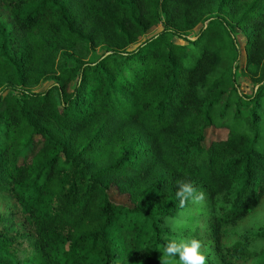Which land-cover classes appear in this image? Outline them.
Masks as SVG:
<instances>
[{
    "label": "trees",
    "instance_id": "trees-1",
    "mask_svg": "<svg viewBox=\"0 0 264 264\" xmlns=\"http://www.w3.org/2000/svg\"><path fill=\"white\" fill-rule=\"evenodd\" d=\"M0 200V264H264V0H0Z\"/></svg>",
    "mask_w": 264,
    "mask_h": 264
},
{
    "label": "clouds",
    "instance_id": "clouds-1",
    "mask_svg": "<svg viewBox=\"0 0 264 264\" xmlns=\"http://www.w3.org/2000/svg\"><path fill=\"white\" fill-rule=\"evenodd\" d=\"M175 198L178 208L183 210L186 205L200 206L204 203L205 194L196 188L194 182L188 178L175 181ZM184 215L183 211H178L173 218H164V225L171 233L179 228L180 217ZM162 247H157L162 255V264L175 259L178 264H206L205 255L201 251V241L194 236L166 235L163 237Z\"/></svg>",
    "mask_w": 264,
    "mask_h": 264
},
{
    "label": "rangeland",
    "instance_id": "rangeland-1",
    "mask_svg": "<svg viewBox=\"0 0 264 264\" xmlns=\"http://www.w3.org/2000/svg\"><path fill=\"white\" fill-rule=\"evenodd\" d=\"M159 31V28H154L151 29V31L149 33H155ZM238 41L240 42V44L243 43V36L242 34H238ZM173 40L175 42H179V43H185L184 41H182V39H178V38H173ZM102 53L101 50H98L96 53H94L93 55H91V59H96L100 54ZM244 62V58L241 55V58L239 60V68L236 70V80L237 82L240 84V89L246 93V94H250L252 92V88L254 86V83L251 81V79L249 78V76L247 75L246 72H244L242 70V64ZM50 82H46L42 85V88H45ZM227 135V130L226 129H219V128H214V127H209L205 130V139H204V145L207 146L210 142L215 141V140H221L224 139ZM110 195L111 198L117 202H126V197L125 196H118L115 193V190L112 188L110 190ZM0 211H2V201L0 200Z\"/></svg>",
    "mask_w": 264,
    "mask_h": 264
}]
</instances>
